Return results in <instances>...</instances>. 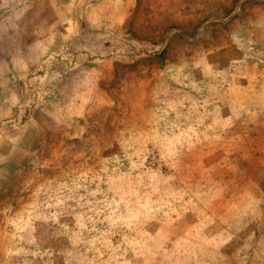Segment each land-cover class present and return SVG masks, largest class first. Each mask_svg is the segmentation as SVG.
<instances>
[{"label": "rangeland", "instance_id": "rangeland-1", "mask_svg": "<svg viewBox=\"0 0 264 264\" xmlns=\"http://www.w3.org/2000/svg\"><path fill=\"white\" fill-rule=\"evenodd\" d=\"M0 264H264V0H0Z\"/></svg>", "mask_w": 264, "mask_h": 264}]
</instances>
